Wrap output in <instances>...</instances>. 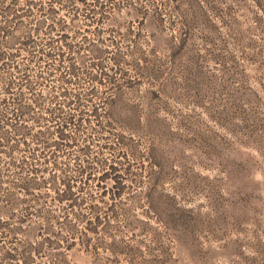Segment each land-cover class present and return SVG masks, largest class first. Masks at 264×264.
Segmentation results:
<instances>
[{
    "label": "rangeland",
    "instance_id": "1",
    "mask_svg": "<svg viewBox=\"0 0 264 264\" xmlns=\"http://www.w3.org/2000/svg\"><path fill=\"white\" fill-rule=\"evenodd\" d=\"M1 55L0 264H264V0H0Z\"/></svg>",
    "mask_w": 264,
    "mask_h": 264
},
{
    "label": "trees",
    "instance_id": "2",
    "mask_svg": "<svg viewBox=\"0 0 264 264\" xmlns=\"http://www.w3.org/2000/svg\"><path fill=\"white\" fill-rule=\"evenodd\" d=\"M11 61L12 60L9 56L1 55L0 56V63H2V64L0 65V67L4 68V69L7 67H13V62H11ZM11 87H12V83L9 82V83H7L6 87L5 86L3 87V89L5 91H8V90H10ZM23 95L24 94L22 92L18 93V100H19L20 105H23V107H24V106H26V104H23V101H24Z\"/></svg>",
    "mask_w": 264,
    "mask_h": 264
}]
</instances>
